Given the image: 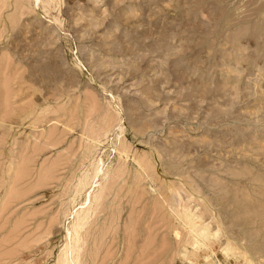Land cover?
<instances>
[{"label":"rangeland","instance_id":"1","mask_svg":"<svg viewBox=\"0 0 264 264\" xmlns=\"http://www.w3.org/2000/svg\"><path fill=\"white\" fill-rule=\"evenodd\" d=\"M74 245L264 264V0H0V264Z\"/></svg>","mask_w":264,"mask_h":264},{"label":"bare ground","instance_id":"2","mask_svg":"<svg viewBox=\"0 0 264 264\" xmlns=\"http://www.w3.org/2000/svg\"><path fill=\"white\" fill-rule=\"evenodd\" d=\"M73 214H74V216H73V222H72V228H73L72 238H74V241L77 242V237H78V233H79L78 227H80L83 224L87 215L83 209V206L80 207L79 209H77ZM189 222H190V220H189ZM70 234H71V232H70ZM201 242L202 241H199L198 238H195L191 244L193 246H195L197 249L199 247V245L201 244ZM69 249H71V251L70 252H69V250L66 251L65 261L64 260L63 261H64V263L72 264L77 259V256H73V253L76 250V246L75 245L70 246Z\"/></svg>","mask_w":264,"mask_h":264}]
</instances>
